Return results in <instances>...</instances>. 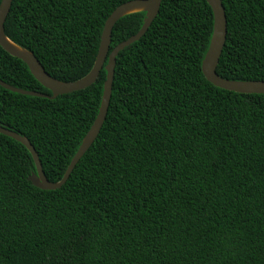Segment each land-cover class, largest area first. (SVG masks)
Here are the masks:
<instances>
[{
	"label": "trees",
	"instance_id": "1",
	"mask_svg": "<svg viewBox=\"0 0 264 264\" xmlns=\"http://www.w3.org/2000/svg\"><path fill=\"white\" fill-rule=\"evenodd\" d=\"M128 1L13 0L5 34L73 82L91 71L107 18ZM221 1L217 74L264 81V0ZM145 18H120L109 53ZM213 24L207 0H162L118 53L106 119L61 188L32 185L31 153L0 133V264H264V94L205 78ZM106 64L94 84L55 98L0 85V126L30 141L51 182L97 117ZM0 80L52 95L1 46Z\"/></svg>",
	"mask_w": 264,
	"mask_h": 264
},
{
	"label": "water",
	"instance_id": "2",
	"mask_svg": "<svg viewBox=\"0 0 264 264\" xmlns=\"http://www.w3.org/2000/svg\"><path fill=\"white\" fill-rule=\"evenodd\" d=\"M12 1L13 0H1L0 3V46L11 56L22 60L27 65L32 75L45 88L50 90L52 95L49 96L44 93L13 87L0 80V85L3 88L15 93H20L22 95L55 98L62 94L83 90L94 84L100 75L101 70L104 68L105 63L107 62L105 66L106 79L104 82L103 96L99 112L92 127L83 138L80 147L73 156L67 170L64 173V176L60 181L51 182L47 179L43 171L38 153L26 137L15 131H12L11 129H8L7 127L0 126L1 134L20 142L31 153L36 168V172L31 173V175L28 177V180L32 183V185L43 190H55L61 188L66 183L73 169L86 153V151L94 143L103 126L110 104L115 74L116 57L118 53L126 46L139 40L145 34L147 29L158 15L162 0H131L118 6L105 22L98 54L96 56L93 68L86 76L73 82H62L50 76L32 52L17 45L6 36L4 25L10 12ZM207 2L213 10L214 24L210 44L201 65L205 78L214 86L224 90L243 94H264V81L262 80L234 81L224 79L217 74V65L226 43L227 17L221 0H207ZM140 11L146 12V18L141 29L137 34L118 44L109 53L112 30L116 22L128 14Z\"/></svg>",
	"mask_w": 264,
	"mask_h": 264
}]
</instances>
